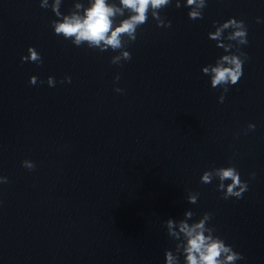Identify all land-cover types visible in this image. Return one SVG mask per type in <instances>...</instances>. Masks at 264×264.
I'll list each match as a JSON object with an SVG mask.
<instances>
[{
  "label": "clouds",
  "instance_id": "clouds-1",
  "mask_svg": "<svg viewBox=\"0 0 264 264\" xmlns=\"http://www.w3.org/2000/svg\"><path fill=\"white\" fill-rule=\"evenodd\" d=\"M176 8H188L189 20L196 21L204 18L207 0H87V6L81 0H74L73 7L64 14L60 11L62 0H40V7L51 9L56 19L50 21V26L56 36L69 40L76 47L86 45L92 50L100 52H118L110 59V63L123 67L124 62L131 60V53L126 48L137 40L138 29L149 20V14L156 21L157 27H171V21L161 16V11L172 4ZM127 13V15H125ZM117 17L121 19L117 20ZM257 17V23H260ZM214 31L208 32V39L215 42L217 48L222 49L214 63L202 66L201 72L209 77L212 89H221L218 97L224 102L225 94L231 86L239 83L243 76V66L249 57L241 51V46L248 44V29L243 19L229 17L223 22L213 21ZM30 62L40 65L42 55L33 46L27 48V55L21 56V63ZM116 75L114 81L118 82ZM47 83L55 87L56 79L49 76L46 81H38V77H29V84ZM60 83H71V77L65 76ZM114 91L123 94L124 89L115 87ZM255 124L249 123L246 131L255 129ZM22 167L29 171L35 169L33 161L25 159ZM255 177V173L251 174ZM217 180L216 190L222 199H242L248 190V181L242 180L236 166L229 163L227 167H213L205 170L201 177L202 184H209ZM230 181V183H226ZM6 176H0V183H8ZM199 192L188 190L186 200L189 204H197ZM195 213L188 209L183 218L176 220L169 218L164 221L167 236L175 242L174 249H165V264H237L244 260L242 253L235 251L230 244L216 234L214 225H210L212 213L204 212L198 220H194Z\"/></svg>",
  "mask_w": 264,
  "mask_h": 264
}]
</instances>
